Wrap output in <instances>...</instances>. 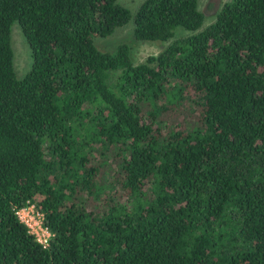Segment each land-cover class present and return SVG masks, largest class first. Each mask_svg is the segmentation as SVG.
<instances>
[{
	"label": "trees",
	"instance_id": "obj_1",
	"mask_svg": "<svg viewBox=\"0 0 264 264\" xmlns=\"http://www.w3.org/2000/svg\"><path fill=\"white\" fill-rule=\"evenodd\" d=\"M129 18L166 41L135 63L93 44ZM202 22L197 0H0V264H264V0Z\"/></svg>",
	"mask_w": 264,
	"mask_h": 264
},
{
	"label": "rangeland",
	"instance_id": "obj_2",
	"mask_svg": "<svg viewBox=\"0 0 264 264\" xmlns=\"http://www.w3.org/2000/svg\"><path fill=\"white\" fill-rule=\"evenodd\" d=\"M116 3L126 6L133 11L141 0H115ZM225 0H197V7L203 14L202 24L212 20L213 14ZM174 37L183 35L184 31L176 28ZM166 41L163 40H137L131 35L130 18L123 25L115 27L113 31L104 37H93V44L100 51H112L117 44L127 45L128 56L135 63L141 61L145 55L155 53ZM10 44L13 51L12 64L15 75L22 76L29 68L31 59L27 42L21 33L17 21L10 25Z\"/></svg>",
	"mask_w": 264,
	"mask_h": 264
},
{
	"label": "built area",
	"instance_id": "obj_3",
	"mask_svg": "<svg viewBox=\"0 0 264 264\" xmlns=\"http://www.w3.org/2000/svg\"><path fill=\"white\" fill-rule=\"evenodd\" d=\"M17 219L24 224L26 231L42 246L48 244L50 233L43 223V214L33 202H24L14 209Z\"/></svg>",
	"mask_w": 264,
	"mask_h": 264
}]
</instances>
